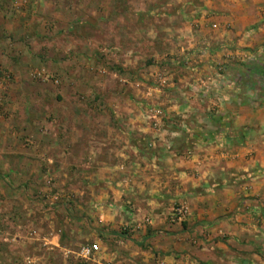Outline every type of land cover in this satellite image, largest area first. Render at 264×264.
I'll use <instances>...</instances> for the list:
<instances>
[{"label":"crops","instance_id":"obj_1","mask_svg":"<svg viewBox=\"0 0 264 264\" xmlns=\"http://www.w3.org/2000/svg\"><path fill=\"white\" fill-rule=\"evenodd\" d=\"M157 9L169 22L145 102L164 109V126L101 117L103 134L78 120L72 138L86 147L90 136L102 264H264V0H166ZM163 68L167 94L156 88L169 82ZM179 204L190 216L172 225ZM122 228L132 241L118 244L130 254L107 253L105 238Z\"/></svg>","mask_w":264,"mask_h":264},{"label":"rangeland","instance_id":"obj_2","mask_svg":"<svg viewBox=\"0 0 264 264\" xmlns=\"http://www.w3.org/2000/svg\"><path fill=\"white\" fill-rule=\"evenodd\" d=\"M165 1L0 0V264H95L77 252L106 228L91 219L90 136L83 147L73 134L78 120L103 134L101 117L164 126V109L145 100L165 49ZM163 69L169 82L156 88L167 94ZM131 237L105 238L107 253L130 254L118 242Z\"/></svg>","mask_w":264,"mask_h":264},{"label":"built area","instance_id":"obj_3","mask_svg":"<svg viewBox=\"0 0 264 264\" xmlns=\"http://www.w3.org/2000/svg\"><path fill=\"white\" fill-rule=\"evenodd\" d=\"M190 216V208L187 204H179L175 206L169 216V222L172 225H181L187 222ZM103 249L100 243L83 246L77 252V257L84 262H92L102 264ZM104 264H115L113 261L105 262Z\"/></svg>","mask_w":264,"mask_h":264}]
</instances>
